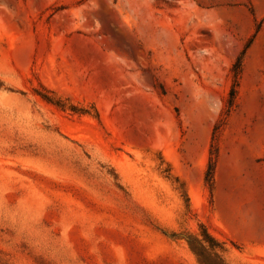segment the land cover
Listing matches in <instances>:
<instances>
[{
  "label": "rangeland",
  "instance_id": "obj_1",
  "mask_svg": "<svg viewBox=\"0 0 264 264\" xmlns=\"http://www.w3.org/2000/svg\"><path fill=\"white\" fill-rule=\"evenodd\" d=\"M0 264H264V0H0Z\"/></svg>",
  "mask_w": 264,
  "mask_h": 264
},
{
  "label": "bare ground",
  "instance_id": "obj_2",
  "mask_svg": "<svg viewBox=\"0 0 264 264\" xmlns=\"http://www.w3.org/2000/svg\"><path fill=\"white\" fill-rule=\"evenodd\" d=\"M105 61L108 63V65L115 70V72L117 73V75L120 77L119 79V84L122 83H127V79L121 76L122 73V68L118 63H114L112 61H110L109 58L106 57Z\"/></svg>",
  "mask_w": 264,
  "mask_h": 264
},
{
  "label": "trees",
  "instance_id": "obj_3",
  "mask_svg": "<svg viewBox=\"0 0 264 264\" xmlns=\"http://www.w3.org/2000/svg\"><path fill=\"white\" fill-rule=\"evenodd\" d=\"M233 72H234L235 75L239 72V64L238 63L236 65H234ZM234 95H235V91H234V89H231V91L229 93V96H230V99H231L230 103H229L230 105H231V102H232V100L234 98ZM209 175H210V171L207 172L206 177H208Z\"/></svg>",
  "mask_w": 264,
  "mask_h": 264
}]
</instances>
